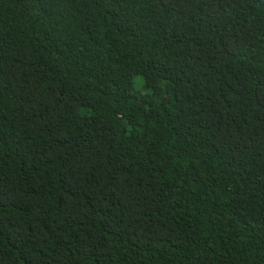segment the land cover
<instances>
[{
  "label": "trees",
  "instance_id": "trees-1",
  "mask_svg": "<svg viewBox=\"0 0 264 264\" xmlns=\"http://www.w3.org/2000/svg\"><path fill=\"white\" fill-rule=\"evenodd\" d=\"M0 264H264V0H0Z\"/></svg>",
  "mask_w": 264,
  "mask_h": 264
}]
</instances>
